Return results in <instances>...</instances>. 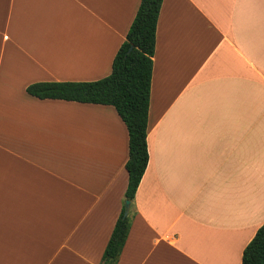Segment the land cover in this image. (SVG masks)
I'll return each instance as SVG.
<instances>
[{
  "label": "crops",
  "instance_id": "crops-1",
  "mask_svg": "<svg viewBox=\"0 0 264 264\" xmlns=\"http://www.w3.org/2000/svg\"><path fill=\"white\" fill-rule=\"evenodd\" d=\"M139 2L0 0V264H101L125 125L26 87L107 77ZM146 147L116 264H241L264 224V0H162Z\"/></svg>",
  "mask_w": 264,
  "mask_h": 264
},
{
  "label": "trees",
  "instance_id": "trees-1",
  "mask_svg": "<svg viewBox=\"0 0 264 264\" xmlns=\"http://www.w3.org/2000/svg\"><path fill=\"white\" fill-rule=\"evenodd\" d=\"M162 0H140L134 19L118 48L111 73L90 82H40L26 87L37 99L106 105L115 109L128 134V157L124 168L127 185L119 217L103 252L101 264H116L126 241L131 212H125L148 162L146 130L155 30ZM131 48V49H130ZM241 264H264V224L242 252Z\"/></svg>",
  "mask_w": 264,
  "mask_h": 264
},
{
  "label": "water",
  "instance_id": "water-1",
  "mask_svg": "<svg viewBox=\"0 0 264 264\" xmlns=\"http://www.w3.org/2000/svg\"><path fill=\"white\" fill-rule=\"evenodd\" d=\"M130 49H131V48H130ZM128 208H129V202L126 201V202H125V206H124L125 212L128 211Z\"/></svg>",
  "mask_w": 264,
  "mask_h": 264
},
{
  "label": "rangeland",
  "instance_id": "rangeland-1",
  "mask_svg": "<svg viewBox=\"0 0 264 264\" xmlns=\"http://www.w3.org/2000/svg\"><path fill=\"white\" fill-rule=\"evenodd\" d=\"M126 202V201H125ZM125 202H124V206H125Z\"/></svg>",
  "mask_w": 264,
  "mask_h": 264
}]
</instances>
